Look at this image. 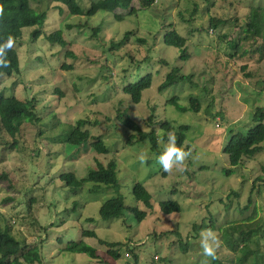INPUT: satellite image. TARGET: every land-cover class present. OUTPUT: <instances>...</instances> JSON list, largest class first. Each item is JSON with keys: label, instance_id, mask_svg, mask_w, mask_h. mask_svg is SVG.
Instances as JSON below:
<instances>
[{"label": "rangeland", "instance_id": "obj_1", "mask_svg": "<svg viewBox=\"0 0 264 264\" xmlns=\"http://www.w3.org/2000/svg\"><path fill=\"white\" fill-rule=\"evenodd\" d=\"M77 1L83 15H72L50 0H30L36 12L46 13L43 34L34 40L33 28H24L22 39L12 44L19 56L20 73L0 77V91L6 97L33 101L40 121L39 125L25 123L14 146V139L0 132V215L12 224L15 237L27 249L39 247L41 261L36 264H135L134 256L138 258L136 264H211V259L225 258L234 259L235 264H255L258 260L264 264V194L255 191L248 202L254 180L264 176V150L234 168L230 176L224 173L229 169L224 149L230 138L253 129V115L258 107L264 108V59L241 55L250 44L249 38L240 39L250 7H263L264 0H157L149 10L121 22L103 12L89 18L85 14L98 0ZM133 6L139 9V0H134ZM180 11L185 19L193 16V25L181 21ZM115 14L126 16L127 12L118 10ZM211 17L226 23L206 32ZM85 23L88 28L78 27ZM170 25L188 40L186 61L179 59L177 49L163 42ZM96 27H100L99 38L91 32ZM57 31L63 32L68 47L48 41L47 36ZM127 31L135 32L148 44L139 45L136 37H131L122 49L109 52L110 43ZM233 42H240L242 47L239 57L230 59L228 54L233 50L229 43ZM67 51L73 56L67 58ZM130 53L135 60L147 59L149 63L137 70L129 60ZM64 63L71 69L64 70ZM176 67L192 75L193 84L159 92L160 84ZM149 73L153 75L152 86L135 104L123 89ZM175 97L182 106H188L191 97L197 98L199 112L181 113L168 105L167 101ZM122 113L144 131H149L148 119L153 114L162 149L167 141L164 137L175 134L179 125L189 126L183 161L164 171L148 140L127 145L131 132L124 128V118H119ZM80 119L89 122L85 128L92 135L105 137L110 154H97L89 142L80 149L60 146L63 131L54 122L74 125ZM166 121L171 130L161 128L160 123ZM112 160L117 163L118 184L98 197L90 193V185L74 192L60 180L66 173L83 180L98 162L107 165ZM136 183L152 195V209L133 197ZM118 195L127 208L146 212V219L139 223L128 212L118 219H100L102 203ZM173 201L180 204L182 212L162 213L159 204ZM245 207L248 209L242 213ZM211 216L215 230L221 226L220 231L205 230L195 239L193 227L208 224ZM251 216L253 220L248 221ZM243 222L248 225L241 230L245 239L262 242L261 254L251 253L246 262L240 255L245 254L243 246L247 243L239 240L237 250L232 244V235L240 231L232 227ZM2 226L5 228L6 222ZM83 231L119 242L121 246L115 248L118 259L97 239L83 237ZM177 231L180 239L174 235ZM80 241L96 248L98 258L66 251L71 243ZM188 242L184 251L181 243Z\"/></svg>", "mask_w": 264, "mask_h": 264}, {"label": "trees", "instance_id": "obj_2", "mask_svg": "<svg viewBox=\"0 0 264 264\" xmlns=\"http://www.w3.org/2000/svg\"><path fill=\"white\" fill-rule=\"evenodd\" d=\"M52 3H58L68 9L72 15H83V10L80 7L77 0H50ZM157 0H139L140 8L136 9L133 6L134 0H98L97 2H92L90 7L86 12L87 17H93L100 12L107 13L114 16V20L123 21L127 16H138L140 12L149 10ZM197 8V7H196ZM127 12V15H117V11ZM178 16L181 21L188 26L193 25L194 18L191 16L189 19H185L184 14L180 11ZM46 20V13H38L31 6L30 0H0V43H3L7 40L8 36H11L13 42H17L22 39V30L24 28H33L31 36L34 40L39 39L43 34V27ZM226 23L225 20L211 17L209 20V27L206 29V32H209V29L217 30L221 25ZM88 23L78 26L79 28H88ZM72 28V26H68ZM176 26H168L169 30L164 34L163 42L167 47H173L178 50L179 59L181 61H186L189 58L188 54V40L183 37L176 29ZM224 27V26H222ZM91 32L94 38H99L100 27L92 28ZM131 37H136V33L133 31H127L124 36L116 41L113 40L110 43L109 52L113 53L122 49L127 45ZM221 37V36H219ZM246 38H249L250 49L243 50L241 55H258L259 60L264 59V6L250 7V12L248 16V22L243 28L240 39L245 41ZM49 42L53 44H59L62 47H68V42L66 41L62 31H57L53 34L47 36ZM135 40L139 45L146 46L148 44L147 40L144 38L136 37ZM251 40V41H250ZM251 42V43H250ZM240 42L229 43L230 48L233 50L232 54H228V58L239 57V49L242 47L239 44ZM238 52V54H237ZM73 56V53L70 51L66 52V57L70 58ZM75 57V55H74ZM111 57V56H110ZM129 60L131 63L136 64L137 70L140 69L139 65L149 63V60L145 59L140 62L135 60V57L130 53ZM112 58V57H111ZM7 62V66L0 65V77H13L14 75H19L20 73V61L17 51L14 48H9L5 50V54L2 58ZM64 70L71 69V66H68L67 63H64L62 66ZM66 68V69H65ZM245 67L242 68L244 70ZM127 70H124V78L126 77L125 73ZM138 72V71H137ZM249 77V74H248ZM2 79V78H1ZM153 75L151 73L147 74L145 77L139 79L136 82L131 81L130 84L124 87V94L130 96L133 103L138 104L142 101L144 92L149 90L152 86ZM193 84V76L186 75L181 72L180 68H174L166 76L165 80L158 87L159 92L166 91L169 88L177 87L180 84ZM59 93V92H58ZM62 95V93H60ZM168 105L174 106L181 113L192 111L195 113L199 112L200 103L197 98L191 97L188 106H182L178 104V98H173L167 101ZM221 115V114H220ZM53 119L54 116H51ZM123 119L124 128L130 133L127 145H135L142 143L146 140L149 141L151 150L157 154L162 151L160 145V137L157 134L155 129L154 115L152 114L148 119V125H150L149 131H144L141 126L133 121L132 119L125 118V113H122L119 117ZM27 122L34 123L39 125V119L35 112V107L33 101H22L17 97H6L0 91V132H4L6 135L10 136L14 141L12 142L13 146L17 144L15 140L16 136L19 135L23 125ZM253 122L255 127L248 131L245 135L243 133L233 134L230 138L228 144L224 149V153L228 157L229 169L224 170L225 175L230 176L234 168L242 166L245 160H253L256 156L264 150V108L258 107L255 114L253 115ZM53 123V121H52ZM89 122L85 120H78L74 125H66L58 120L54 122L55 126H59L62 129V142L60 146L70 145L75 149H80L81 147L89 144L90 148L94 150L99 155H108L110 154L111 148L109 147L108 142L105 137L94 136L91 134L85 125ZM95 124H99L98 121H95ZM161 128L164 130L172 129L169 122H161ZM64 127V128H63ZM189 130V126L179 125L174 134L176 137V145L185 152L184 144L187 140L186 132ZM41 134V132H40ZM163 140H167V137H164ZM89 142V143H88ZM62 150V149H61ZM63 151V150H62ZM38 156V155H36ZM35 156V157H36ZM262 172H264V166H262ZM60 180L70 191H78L84 189L86 185H90L92 190L90 193L98 197L101 194L105 193V190L110 187H114L118 184V172H117V163L116 160L110 161L107 165H104L100 162L97 163L96 167L90 169L85 179H78L74 173H66L61 175ZM173 191H176L175 189ZM255 191L264 194V176H259L254 180L252 189L249 197V204L251 203V198ZM133 197L136 201H139L144 204L148 209L153 208L152 204V195L149 191L140 183H136L133 187ZM264 199V197H263ZM264 201V200H263ZM162 213L165 215L171 214H180L182 208L178 202H163L159 204ZM248 207L241 209L242 213L247 210ZM125 212H128L135 216L136 220L140 223L144 221L147 217V213L140 211L138 209H129L127 208L122 201L121 196H114L109 198L107 201L102 203L99 209L100 219L107 221L110 219H118L124 216ZM254 216L248 217V221H252ZM3 218L5 216L0 215V264H36L41 261V255L39 247H33L27 249L25 244L20 242L12 232V224L9 221H5ZM246 220V221H247ZM89 222H93L92 219H88ZM6 222V227L3 228L2 223ZM215 221L212 216L209 219L208 224L205 225H195L193 227V235L196 239L200 232L202 233L205 230L212 232L220 231V227L215 230ZM246 225V222L241 223L237 227H232L235 231L236 228L240 231L232 235V244L235 250L239 248V240L246 242L243 246L246 251L244 255H240L241 261L246 262L250 257V254H256L258 256L260 253V247L262 245L261 239H251L247 241L245 239V233L243 232ZM243 230V231H241ZM213 231V232H214ZM258 230L257 232H259ZM262 236V232L259 233ZM174 235L178 236L180 239L179 232H174ZM83 237H91L97 239L101 245L106 246L109 249V255H111L115 260L118 259L119 254L115 248L121 246L119 242H108L103 239H100L96 232L93 231H83ZM61 242V240H58ZM190 243L185 245L181 243V247L184 251H187ZM66 251L69 253L76 254H86L90 259L95 260L98 258V250L92 246L87 245L84 241L78 243H71ZM234 258V257H232ZM259 258V257H258ZM135 264L138 261L137 256H134ZM235 264L237 262L234 259L225 258V260L214 259L211 264ZM244 264V263H239ZM255 264H260L259 260Z\"/></svg>", "mask_w": 264, "mask_h": 264}, {"label": "clouds", "instance_id": "obj_3", "mask_svg": "<svg viewBox=\"0 0 264 264\" xmlns=\"http://www.w3.org/2000/svg\"><path fill=\"white\" fill-rule=\"evenodd\" d=\"M12 44L13 39L11 36H8L5 42L0 43V65L7 66V62L2 58L5 54V50L11 48ZM184 156L185 153L176 145L175 135L170 133L166 143L163 145L162 151L157 156V162L164 171H168L173 164L182 162ZM141 162H143V157H141ZM205 251L207 253V249H205Z\"/></svg>", "mask_w": 264, "mask_h": 264}]
</instances>
